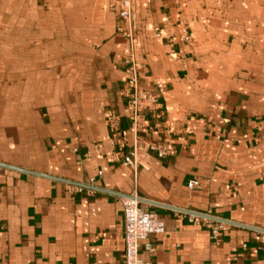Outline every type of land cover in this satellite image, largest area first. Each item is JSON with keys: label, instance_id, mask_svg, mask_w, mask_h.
Returning a JSON list of instances; mask_svg holds the SVG:
<instances>
[{"label": "crops", "instance_id": "1", "mask_svg": "<svg viewBox=\"0 0 264 264\" xmlns=\"http://www.w3.org/2000/svg\"><path fill=\"white\" fill-rule=\"evenodd\" d=\"M109 1L0 0V162L65 180L0 166V264H123L113 192L264 228V0H132L133 40ZM130 50L140 86L165 90L142 135L175 150L136 169L112 144L132 136ZM90 177L111 192L75 189ZM144 206L164 221L151 264H264L258 230L213 242L204 217Z\"/></svg>", "mask_w": 264, "mask_h": 264}, {"label": "built area", "instance_id": "2", "mask_svg": "<svg viewBox=\"0 0 264 264\" xmlns=\"http://www.w3.org/2000/svg\"><path fill=\"white\" fill-rule=\"evenodd\" d=\"M110 8L116 13L121 20L118 30L121 31L129 40H133V2L132 0H112ZM159 35L158 28L155 29ZM128 77V85L121 89V95L125 96L129 114V124L132 129L131 139L128 141L125 136H118L112 140V144L117 146L114 152L116 160H123L133 169L142 165L141 153H153L158 157H167L175 153L173 147L167 144L159 143L146 139L142 135V131L150 129L146 121V114H150L156 119H161L165 110L161 101L164 93V85L161 82L156 83L152 89L143 88L139 84V73L137 68L136 56L132 50L129 51L127 57L126 71ZM105 122L111 132L116 133L119 129V115L112 109L105 111ZM94 177H90L88 183L94 185ZM189 189L200 186V181L190 178L187 183ZM76 190L81 191L83 186L75 185ZM92 191L93 189H90ZM123 206V234H124V250L123 264H151L149 261L143 260L139 256V248L142 246L147 251H152V245L146 241L149 235L160 232L164 229L163 219L148 210L144 205L148 204L142 196L128 194L121 195ZM190 220H195L194 214L190 215ZM204 225L210 232V238L213 242L218 241L220 230L224 223L212 219L203 218ZM143 241V243H142ZM261 248L264 251V232L260 236ZM91 264H97L92 262Z\"/></svg>", "mask_w": 264, "mask_h": 264}, {"label": "water", "instance_id": "3", "mask_svg": "<svg viewBox=\"0 0 264 264\" xmlns=\"http://www.w3.org/2000/svg\"><path fill=\"white\" fill-rule=\"evenodd\" d=\"M0 166H3V167H8V168H15V169H20V170H23V171H25V172H28V173H33V174H37V175H40V176H46V177H48V176H50V175H45V174H42V173H40V172H35V171H32V170H30V171H27V170H24V169H21V168H19V167H17V166H14V165H8V164H4V163H2V162H0ZM51 178H53V179H56V180H61V181H65L64 179H60V178H58V177H53V176H50ZM77 185H80V186H83V187H88V188H92V189H94V190H96V191H102V190H104V191H109V192H111L110 190H106V189H101V188H98V187H96V186H93V185H90V184H88V183H77ZM113 193H115V194H117V195H126V194H122V193H116V192H113ZM144 201L145 202H147V203H149V204H152V205H158V206H162V207H167V208H169V209H175V210H178V211H180V212H184V213H186V214H194V215H197V216H200V217H204V218H207V219H212V220H215V221H218V222H222V223H232V224H235V225H238V226H242V227H247V228H251V229H255V230H258V231H260V232H264V228L263 229H261V228H256V227H254V226H250V225H247V224H245V225H243V224H241V223H237V222H235V221H231V220H229V219H223V218H220V217H217V216H213V215H211V214H209V215H206V214H203V213H199V212H196V211H193V210H187V209H184V208H180V207H177V206H170V205H167V204H164V203H160V202H158V201H151V200H148V199H146V198H144Z\"/></svg>", "mask_w": 264, "mask_h": 264}, {"label": "rangeland", "instance_id": "4", "mask_svg": "<svg viewBox=\"0 0 264 264\" xmlns=\"http://www.w3.org/2000/svg\"><path fill=\"white\" fill-rule=\"evenodd\" d=\"M110 4V3H109Z\"/></svg>", "mask_w": 264, "mask_h": 264}]
</instances>
